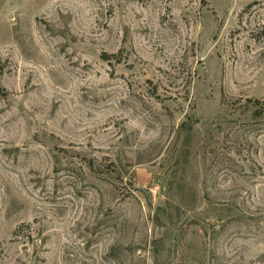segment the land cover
<instances>
[{"label": "rangeland", "instance_id": "374dc122", "mask_svg": "<svg viewBox=\"0 0 264 264\" xmlns=\"http://www.w3.org/2000/svg\"><path fill=\"white\" fill-rule=\"evenodd\" d=\"M0 264H264V0H0Z\"/></svg>", "mask_w": 264, "mask_h": 264}]
</instances>
